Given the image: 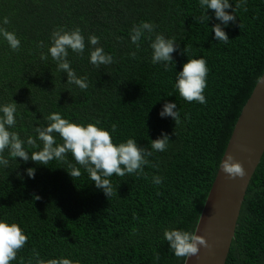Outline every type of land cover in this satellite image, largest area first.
Wrapping results in <instances>:
<instances>
[{
	"label": "trees",
	"instance_id": "obj_1",
	"mask_svg": "<svg viewBox=\"0 0 264 264\" xmlns=\"http://www.w3.org/2000/svg\"><path fill=\"white\" fill-rule=\"evenodd\" d=\"M229 2L231 13L238 0ZM205 11L200 0H0V25L9 17L4 27L21 41L14 52L0 36V106L17 103L16 126L10 130L25 141L36 138L35 127L58 112L85 125L99 120L110 132L116 124V144L133 138L152 151L151 140L162 132L170 138L166 151L148 157L144 175L109 177L110 198L81 166L76 165L79 178L69 175L68 163L75 164L71 153L67 162L43 165L11 158L6 151L9 166L0 165V219L18 223L28 236L11 264H36L33 249L45 261L184 264L186 258L174 255L163 230L195 231L235 123L264 72V0H247L246 10L236 11V22L222 25L227 44L215 39L212 28L220 21L213 10L206 11L208 21L198 22ZM142 22L157 27L137 49L130 33ZM77 26L85 51L80 56L69 49L68 59L78 77L87 76L86 90L67 84V74L50 55L40 59L56 28ZM157 33L175 37L179 45L167 71L151 62L148 36L154 39ZM93 34L99 37L97 47L113 56L112 64L97 68L89 62L93 46L88 37ZM189 58L207 61L206 104L185 101L174 87ZM166 102L176 103L179 125L159 115ZM56 140L62 143L58 134ZM25 148L39 150L26 143ZM28 168L35 169L34 178L27 175ZM153 176L163 177L162 183L154 184ZM226 264H264V154L248 185Z\"/></svg>",
	"mask_w": 264,
	"mask_h": 264
},
{
	"label": "clouds",
	"instance_id": "obj_2",
	"mask_svg": "<svg viewBox=\"0 0 264 264\" xmlns=\"http://www.w3.org/2000/svg\"><path fill=\"white\" fill-rule=\"evenodd\" d=\"M247 0H238L235 8L230 13L227 11L232 8L229 0H200L202 9H211L214 11L215 18L220 23L215 24L212 31L215 33V39L227 44L229 36L224 31L223 26L229 22H236V11L240 8L246 10ZM206 11L198 18L199 23H204L210 19ZM10 23L9 17L5 16L0 25V36H2L14 52H18L21 47V41L15 32L9 31L5 25ZM157 26L151 22H142L134 25L131 29V42L140 47L141 38L146 33L151 34ZM241 27V25H240ZM151 40L152 49L151 62L153 64H162L167 71L169 66L174 62L173 53L179 48L175 37L167 38L165 35L157 33ZM51 45L48 53L41 52L40 59L46 61L48 55L56 62L58 70L67 74V84L76 85L81 90L88 88L87 76L78 77L75 70L71 67L68 59L69 49L72 52L82 56L85 51V37L82 30L77 26L73 29L66 30L65 27H58L51 33ZM88 42L92 45L89 62L99 68L101 65H110L113 63V56L105 53L102 47H97L99 37L91 35ZM38 47L43 49L44 42L40 41ZM187 52V47L184 49ZM137 53L132 52L130 56L135 59ZM209 69L207 61L204 58H189L188 62L183 65L182 71L178 72L174 87L178 90L179 95L187 102H199L206 104L204 91L207 87V76ZM264 80V75L257 77V84ZM0 165L5 168L9 166V159L4 153L7 151L11 158H22L26 163L29 160L48 165L52 160L66 161V156L71 153L75 164L68 163V173L75 180L81 176V170L76 165L81 166L89 175L91 181L95 183L98 189H101L105 196L110 198L113 194V185L108 179L114 174L123 177L128 174L144 175L143 168L150 165L148 157L152 156L153 151L163 152L167 150L170 138L166 132H162L160 137L151 140V149L141 147L133 138H128L126 142L119 144L114 143L113 133L117 131V125H111V132L100 126V121L81 124L70 121L62 117L58 112H53L45 120V125L35 127L36 138L27 137L25 141L20 137L17 131L10 129L16 126L17 103L11 102L0 106ZM163 117H171L176 126L181 123L180 112L177 110L176 103L166 102L159 114ZM59 135L62 143H57L56 135ZM37 139L40 143H37ZM25 143L29 148L39 149L29 153L25 148ZM152 167H158L151 164ZM220 169L226 174L228 179H243L247 173L244 165L235 160L231 155L223 159L219 164ZM27 175L35 177V169H26ZM19 175V174H18ZM22 178V177H21ZM154 184H161L163 177L153 176ZM35 199H40L35 196ZM137 229L133 228L132 234L135 235ZM164 239L168 242L170 250L177 258H187L198 256L201 246L208 249L210 246L207 239L198 235L196 231H186L182 229L165 228L163 230ZM28 242V236L22 227L16 223H9L7 219H0V264H11L16 260L17 253L23 249ZM230 252V251H229ZM36 264H80L79 261H73L68 258L48 259L39 258V253L33 249ZM228 258V257H227ZM154 259L159 260L160 254L154 249ZM23 264V262H22ZM29 264H32L29 261Z\"/></svg>",
	"mask_w": 264,
	"mask_h": 264
},
{
	"label": "water",
	"instance_id": "obj_3",
	"mask_svg": "<svg viewBox=\"0 0 264 264\" xmlns=\"http://www.w3.org/2000/svg\"><path fill=\"white\" fill-rule=\"evenodd\" d=\"M263 154L264 80L256 83L244 104L222 157L233 156L247 175L231 180L219 167L195 228L210 247L201 246L199 255L186 258L184 264H226L248 185Z\"/></svg>",
	"mask_w": 264,
	"mask_h": 264
}]
</instances>
